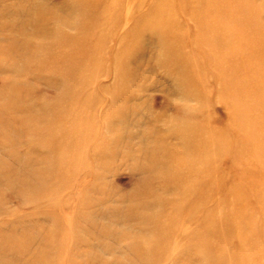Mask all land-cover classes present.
Returning <instances> with one entry per match:
<instances>
[{"label": "rangeland", "instance_id": "1", "mask_svg": "<svg viewBox=\"0 0 264 264\" xmlns=\"http://www.w3.org/2000/svg\"><path fill=\"white\" fill-rule=\"evenodd\" d=\"M113 1H97L94 11L104 12ZM151 3L142 1L143 8L129 16V22L147 15ZM170 3L163 10L164 21H157L165 31L141 33L124 67L114 56L126 48L129 38L123 40L120 29L108 25L99 31L105 38L98 52L102 70L92 75L85 70L88 59L98 57L93 37L87 43L90 49L81 53L72 86L83 90L82 84L93 77L95 82L85 92L100 97L87 110L100 109L102 116L113 102L126 116L120 118L119 113L108 128L99 116V138L92 140L98 144L102 139L105 153L101 157L91 151L84 159L88 172L64 183L61 202L50 207L63 210L62 222L46 205L26 206L16 190L25 171L21 163L38 168L33 180L43 183L48 159L57 160L61 153L46 146L30 147L25 134L24 143L16 148L18 158L11 156L10 147L0 148V160L15 174L14 179H0V229L26 235L27 241L36 237L33 248L49 255L52 264H264V0ZM115 5H120L118 0ZM80 19L75 0H0V46L11 48L27 36L38 40L47 35L53 38V50L61 52L63 41L55 38L52 28L65 22L64 30L78 35ZM29 69L22 64L16 72L28 83L30 111L40 113L41 102H51L60 93L64 77L52 76L49 69L36 73ZM16 72L0 67V87ZM126 82L136 93L130 105L122 103L125 94L112 96L114 88ZM101 88L105 90L98 93ZM178 109L182 122L197 124L200 139L215 135H208L210 142L199 139L196 144L193 135L182 132V138L172 139V146L164 150L178 158L166 160L158 148L161 160L145 162L138 150L141 141L149 145L171 126L172 116L178 131ZM83 127L87 125L79 119L76 123L68 119L61 129ZM117 129L121 136L116 137ZM164 170L180 171L182 179L162 177ZM94 174H102L104 190L93 189ZM86 195L88 205L82 200ZM169 199L181 202L182 209L177 204L172 210L163 206ZM153 213L168 215L157 216L160 221L146 220ZM216 217L222 218V226Z\"/></svg>", "mask_w": 264, "mask_h": 264}, {"label": "bare ground", "instance_id": "2", "mask_svg": "<svg viewBox=\"0 0 264 264\" xmlns=\"http://www.w3.org/2000/svg\"><path fill=\"white\" fill-rule=\"evenodd\" d=\"M97 1L100 2V0H75L80 7L81 19L80 22H78L81 29L80 34H68L64 30V25L67 24L65 22L52 28L51 33L55 38L59 39V41H63L62 44L59 43L62 47L61 52L53 50V38H48L47 35L45 38H40L38 40H34L32 37L27 36L24 41L18 45L11 46V48L0 46V67L8 66L16 72L19 70L20 65L23 64L27 67L29 66V70L32 73L49 69L53 72L52 76L60 77L61 75L64 77V87H62L60 93L56 94L51 102L42 99L43 101L41 104L43 111L40 113L33 110L32 112L30 111V92L27 90L28 83L22 79V75L16 72V74L8 77L7 80L4 81L3 87H0V148H4L5 146L10 147L11 156L13 158H18L16 148L24 143L22 137L25 134L29 138L30 143H28V145L30 147L42 148L46 146L56 151V153L57 151L61 153V157L57 160L52 157L48 159L50 164L46 172H44L45 181L43 180V183L42 180H36V182H34V175L38 174V168L32 169L29 167L28 163L30 162L21 163L25 171L22 172V178L20 176L18 177L19 184L15 179L17 182L16 185L18 186L16 190L22 196V200L26 206H34L35 209H39V207L46 205V208L48 207V209H50L52 217H55L59 222H62L63 217L61 214H64L63 210L58 211L51 208L54 207L55 203L61 202L60 200L63 194L60 191L64 187V183H68L69 181L73 182L80 175H84V172H88L90 165L84 162V159L91 151L103 157V153H105L106 150V145L103 144L104 141H102V139L97 142L98 144H95L92 140L93 138H99V130H97L96 125L98 124L99 116H101L98 114L100 109H98L99 111L97 112H94V110L89 112L87 110V108L91 110V106L93 107L97 101H100V97L96 95V92L95 94L85 92L86 86L91 82L94 83L95 79L91 77V79L89 78L88 81L83 83V90H81L82 86H72V81H74L73 71L76 70V68H78L77 65L81 63V53L90 49L87 43L90 42L91 37H93L94 42L91 45L94 46L95 53L98 55L101 47L100 45L105 40L103 34H100L101 32L99 31L101 28L108 25L107 27H111L112 30L120 29L123 40L125 39L124 37L128 36L130 41L133 36L132 40H134V42L130 44L128 41L126 48L116 52L114 56L117 65L121 68L124 67L126 65V59H129L134 49L137 48L135 42L138 41L141 33L148 29L156 34L165 31L164 29H159L157 21H164L165 17L163 15V10L171 5L170 0H152L153 3L150 5L152 9H150L147 15H143V17L140 15L139 18L136 17V19H131L129 22L130 19L127 18L135 15L136 11L143 8L142 1L144 0H131V5L127 4L129 0H118L120 4L118 7L115 5L116 0H114L106 7L104 12L94 11ZM10 51H12L11 54ZM100 60L101 58L99 55L96 58L88 59L85 67L86 72L92 75L102 70L103 62L101 61L100 65H98ZM121 68L120 73L122 75L123 70ZM19 76H21V78ZM178 76H180V74L176 75V77ZM121 78L122 82H124L125 77L122 76ZM129 85L130 84L127 82L125 85L121 84L117 88H114L112 94L114 98L121 97L122 94H125L122 96L124 97L122 103L125 105H130L132 101H134L136 94ZM101 90L103 91L105 89L101 88L98 93H100ZM120 108L118 109V106L112 102L108 110L101 116L107 128L112 125L110 120L117 117L119 113H122L123 107ZM21 111L27 114L26 117L15 113ZM181 113L182 112L178 109L177 114H179V116L177 115L178 117L176 118L180 122V129L178 131L173 129L172 124L176 122V120L175 117L172 116V118H170V122H172L170 124L171 126L158 132L154 138L155 140L149 143V145L145 140L141 141L138 150L140 157L145 156V162L149 163V160H156V162H159L161 158H158L157 149L159 148L164 151L169 146H172V139L182 138V132L185 135H193L195 137L194 142L196 144L198 143L202 134L198 133L197 124L187 121L182 122ZM123 116L126 115L121 114L120 118H123ZM68 119L73 121V123H76L79 119L82 123H86L87 128L83 127L77 130L75 129L74 131L63 132L64 129H61V127L68 122ZM42 122L44 123L42 124ZM14 124H16V126ZM116 131V137L121 136L118 135V132L122 131H120V129ZM208 135L212 137L215 133L212 132ZM208 135L202 137L200 140L210 142ZM86 148L88 149L86 150ZM89 148H91V150H89ZM163 154L166 160L178 158V155L172 151H164ZM19 159H21V157ZM7 166V163H3V160H0V179H14L15 174L12 173L11 169ZM137 166L140 167L141 164ZM82 171L83 173H81ZM160 174L162 177L171 180L182 179L180 171L164 170ZM94 175L95 179L92 184L93 189L104 190L105 186H103L101 182L102 174ZM179 183L181 182H177V184ZM41 184L42 192L40 190ZM31 191L41 192V195H35L34 197L27 195ZM185 191L186 190H184V192ZM2 192L3 189L0 187V195H2ZM85 194H88L87 191ZM87 198L88 196L86 195L82 200L88 205L89 201ZM63 201L65 205L69 203L68 198L63 199ZM178 203L176 199H169L164 200L163 206H170V210H172L177 204L178 208L182 209V203ZM37 211L31 214L27 213L26 216H34L37 214ZM167 215L168 214L165 213L157 215L153 213L152 216H148L146 220L153 218V220L156 221L157 216L165 217ZM157 218L159 221L161 220V218ZM215 219L217 223L219 221L222 222L218 224L221 226L223 225L222 218L216 217ZM214 220L211 223H215ZM167 225L171 226L168 222ZM0 227H2L1 223ZM53 231H56V227ZM159 231H164V229L159 227ZM51 237L54 239L53 234ZM52 238L50 239L51 244ZM48 240L49 239H46L43 242L46 243ZM37 241L38 239H36V237H32L27 241L26 235H20L17 232L7 233L5 230L0 229V264H52L48 261L50 259L48 258L49 255H47L48 257L46 258L45 254H41L33 248ZM52 256L51 253V257Z\"/></svg>", "mask_w": 264, "mask_h": 264}]
</instances>
